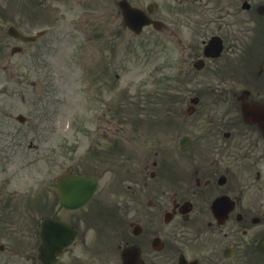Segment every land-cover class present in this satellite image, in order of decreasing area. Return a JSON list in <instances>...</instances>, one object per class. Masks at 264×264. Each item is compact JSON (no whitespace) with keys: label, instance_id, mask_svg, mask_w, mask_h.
I'll return each instance as SVG.
<instances>
[{"label":"flooded vegetation","instance_id":"obj_1","mask_svg":"<svg viewBox=\"0 0 264 264\" xmlns=\"http://www.w3.org/2000/svg\"><path fill=\"white\" fill-rule=\"evenodd\" d=\"M129 2L165 23L158 43L172 52V107L179 121H170L164 136L135 134L150 144L134 152H110L100 143L116 147L129 121H97L93 170L69 167L98 181L82 206L69 208L52 194L57 177L49 172L44 210L77 230L52 264H264V0ZM42 3L7 6L0 0V28L7 31L0 32V59L16 60L15 75L48 77L51 59L61 52L54 45L64 31L39 41L9 33L13 26L40 34L28 29H53L66 19L58 6ZM213 35L221 49L206 46ZM25 60L28 70L21 69ZM9 122L0 121V129L6 127L0 134V219L13 221L20 214L13 188L20 139L19 127ZM35 215V207L27 210L19 257L1 264H45Z\"/></svg>","mask_w":264,"mask_h":264},{"label":"rangeland","instance_id":"obj_2","mask_svg":"<svg viewBox=\"0 0 264 264\" xmlns=\"http://www.w3.org/2000/svg\"><path fill=\"white\" fill-rule=\"evenodd\" d=\"M81 1L82 3H80V0H71L68 3V7L74 9L69 17H76V13L78 12L83 13V17H81V20L76 17L73 21V26H77L75 27V29H77V34L73 39H69L67 42L65 62L66 78L64 85L58 84L57 86H63V91L67 96L66 103L63 105V116H61L66 119L68 125L71 123V126H68L66 131L67 140L71 145V143L76 142L78 137H81L84 148H86L91 142L89 125L91 121H93V119H91L93 113L92 107H96V74L98 70L106 68V63L104 61L96 62L95 60V57L99 59L97 55L101 54L103 49L101 42L97 39L96 26L91 23H83V21H91L93 23L97 16L103 17L107 15L103 13L106 8L103 7L101 0ZM119 21L120 18H116L115 65L110 69L111 72L108 76L99 78V83L105 85L108 79L114 82L110 83L108 81L107 85L109 88L113 86L112 92L116 104L114 110L115 118H117L118 112H123V117H125V119H123L124 121H156L146 118L148 115L147 107L150 105L144 104L142 99L141 102H132L130 94L135 90H149V87L155 89L156 76L149 75V73L154 70L156 63L160 61L159 56L161 53H158L155 46L148 44L145 40V38L149 37V33L135 36L131 31L118 24ZM129 40L130 43L128 44ZM57 64L59 65V63ZM17 79L18 78H14L12 80ZM21 79L23 81H32L35 78ZM51 81H53V78ZM148 82H151V86H146ZM13 85H17V83L15 82ZM53 85L54 82H51V86ZM142 85H144V87H142ZM31 90L32 86L28 85L27 92ZM29 107L31 106L19 102L16 108L5 110L0 121H17L14 117L5 115L11 111L14 114L17 111H24L29 117L27 121H36L35 118L29 114ZM36 107H38V105H36ZM104 109H106V107L102 106V108H99V112H101V114L109 112H105ZM44 110L48 111V106L41 103L38 108H35V113H43ZM54 111H57V117H59L60 108L58 107L54 109ZM39 121H42L40 132L44 135L47 121L42 117ZM80 121L84 122L82 123ZM79 123L83 125V133L78 130L77 125ZM40 149L42 151L45 150L43 141H41ZM73 150H75V147ZM39 159H43L42 156H40Z\"/></svg>","mask_w":264,"mask_h":264}]
</instances>
